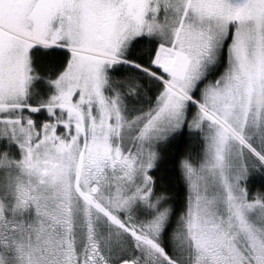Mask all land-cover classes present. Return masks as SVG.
<instances>
[{
  "label": "snow or ice",
  "instance_id": "obj_1",
  "mask_svg": "<svg viewBox=\"0 0 264 264\" xmlns=\"http://www.w3.org/2000/svg\"><path fill=\"white\" fill-rule=\"evenodd\" d=\"M0 264H264V0H0Z\"/></svg>",
  "mask_w": 264,
  "mask_h": 264
}]
</instances>
